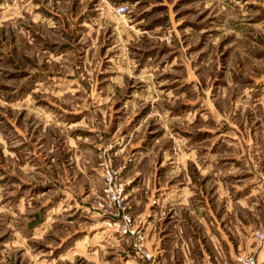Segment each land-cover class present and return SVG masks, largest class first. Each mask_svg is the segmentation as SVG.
<instances>
[{
	"label": "rangeland",
	"instance_id": "374dc122",
	"mask_svg": "<svg viewBox=\"0 0 264 264\" xmlns=\"http://www.w3.org/2000/svg\"><path fill=\"white\" fill-rule=\"evenodd\" d=\"M263 232L264 0H0V264H264Z\"/></svg>",
	"mask_w": 264,
	"mask_h": 264
},
{
	"label": "built area",
	"instance_id": "2783aa9c",
	"mask_svg": "<svg viewBox=\"0 0 264 264\" xmlns=\"http://www.w3.org/2000/svg\"><path fill=\"white\" fill-rule=\"evenodd\" d=\"M263 237H264V235H263ZM240 261H241L242 264H259L258 258L254 254H251V255L247 256L246 258L241 259Z\"/></svg>",
	"mask_w": 264,
	"mask_h": 264
}]
</instances>
